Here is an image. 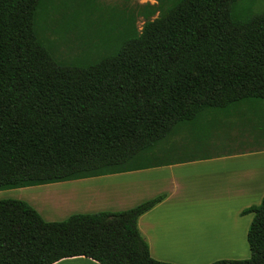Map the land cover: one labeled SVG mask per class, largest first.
I'll return each instance as SVG.
<instances>
[{
    "label": "trees",
    "instance_id": "trees-1",
    "mask_svg": "<svg viewBox=\"0 0 264 264\" xmlns=\"http://www.w3.org/2000/svg\"><path fill=\"white\" fill-rule=\"evenodd\" d=\"M53 2L0 0V190L195 160L157 161L162 143L197 127L264 148V0H156L95 24L72 58L48 32L80 33L89 22L75 8L49 28ZM164 198L63 221L0 200V264H174L152 257L138 227ZM248 213L251 256L210 264H264V198Z\"/></svg>",
    "mask_w": 264,
    "mask_h": 264
},
{
    "label": "crops",
    "instance_id": "crops-1",
    "mask_svg": "<svg viewBox=\"0 0 264 264\" xmlns=\"http://www.w3.org/2000/svg\"><path fill=\"white\" fill-rule=\"evenodd\" d=\"M215 145L221 147V141L208 147ZM259 147L263 146L235 147L167 166L18 189L29 195L22 200L46 221L56 220L44 215L39 196L58 209L67 208L60 220L63 221L77 213L128 210L165 195L138 219L153 258L174 264L245 259L251 256L248 231L254 214L243 211L259 205L264 198V148ZM209 173H213L211 183ZM204 174L205 180L197 179ZM187 202L190 207L185 211L189 216L171 212ZM183 217H189L187 229L181 227ZM183 243L193 247L194 254L187 258L176 256L171 247ZM71 259L99 264L82 256L55 264Z\"/></svg>",
    "mask_w": 264,
    "mask_h": 264
},
{
    "label": "rangeland",
    "instance_id": "rangeland-1",
    "mask_svg": "<svg viewBox=\"0 0 264 264\" xmlns=\"http://www.w3.org/2000/svg\"><path fill=\"white\" fill-rule=\"evenodd\" d=\"M70 3V7L67 8L64 6V0H54L53 7L49 12V19H48V27L53 29V19L60 18L64 13H71L75 8L81 11L83 22L85 19L89 22V27L80 28L79 31H74L72 33L66 35H60L58 33H54L53 31H49L48 35L50 39L55 40L59 46L61 53L69 58L81 55L84 48L85 41H91V37L89 35L91 28L95 27V24H100L101 21L109 19L113 17L116 13H129L134 12L135 10L139 9V7L151 4H156V0H94L93 7L88 8L85 6L86 0H67ZM79 21V22H80ZM144 24V20L142 17L137 19V26L139 29L142 28ZM91 25V26H90ZM86 33V34H85ZM80 34H85V36H80ZM81 37V39H80ZM83 38V39H82ZM84 42V43H83ZM238 131L233 130L231 135L235 137ZM226 135L225 130H223V134ZM219 140L217 137V133L215 131H211V129H203L202 127H197L195 130L193 129L192 132L188 136H181V137H174L173 139H168L164 143L161 144V149L163 150L162 154L158 157V160H178L182 158H187L190 156H202L209 153L220 152L224 151L223 149H231L235 147H246V144L238 145V144H221L223 146L219 147H208L210 144H216V141ZM249 139L248 141H250ZM220 141V140H219ZM252 141V140H251ZM250 141V142H251ZM225 142V141H223ZM227 143V142H225ZM257 145V144H255ZM254 145V146H255ZM250 147V146H249ZM156 160V158H155ZM212 172V171H211ZM205 176L201 175L197 177L198 180H205ZM189 177V176H188ZM208 178L210 179V183L213 182V173H209ZM189 180V179H188ZM209 193V192H208ZM207 193V194H208ZM27 193L21 192L18 188L17 189H6L0 190V200L4 199H19L22 200L23 198H28ZM43 196H39L37 199L40 201L41 205L43 206V211L45 212L44 215L50 218H55L56 221H60L63 218L64 213H67V208L58 209L53 204L48 203L47 198H42ZM190 204L183 203L180 209L176 208L171 212L174 215H182V216H189V208ZM185 210H188L187 212ZM64 212V213H63ZM181 227L183 229H187L189 227V217L182 219ZM248 245V244H247ZM174 251L176 256H180L183 258H187L190 255L194 254L191 253L190 250L186 248H175L171 247ZM184 251H181L183 250ZM250 249V246H249ZM165 253V249L161 250ZM249 253V250H248ZM250 256V254H249ZM60 264H95L88 259L83 260H65Z\"/></svg>",
    "mask_w": 264,
    "mask_h": 264
},
{
    "label": "bare ground",
    "instance_id": "bare-ground-1",
    "mask_svg": "<svg viewBox=\"0 0 264 264\" xmlns=\"http://www.w3.org/2000/svg\"><path fill=\"white\" fill-rule=\"evenodd\" d=\"M184 241H185V240H184ZM183 245H184L185 247H183ZM183 245H178V246H176L175 248H186V249L190 250V252L193 251V247H190L189 245H185L184 243H183ZM181 251H184V249L181 250Z\"/></svg>",
    "mask_w": 264,
    "mask_h": 264
}]
</instances>
